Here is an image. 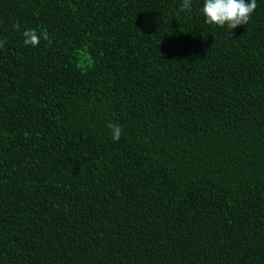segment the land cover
Segmentation results:
<instances>
[{
	"label": "trees",
	"instance_id": "16d2710c",
	"mask_svg": "<svg viewBox=\"0 0 264 264\" xmlns=\"http://www.w3.org/2000/svg\"><path fill=\"white\" fill-rule=\"evenodd\" d=\"M181 3L0 0V264H264V0Z\"/></svg>",
	"mask_w": 264,
	"mask_h": 264
},
{
	"label": "clouds",
	"instance_id": "9594fccd",
	"mask_svg": "<svg viewBox=\"0 0 264 264\" xmlns=\"http://www.w3.org/2000/svg\"><path fill=\"white\" fill-rule=\"evenodd\" d=\"M192 8V0H182L180 11H190ZM257 8V0H204L201 9L202 14L206 18L209 25L215 24L220 27L228 26L231 30L236 29L240 25H247L251 19L252 13ZM18 31L20 25L17 22L13 25ZM24 44L36 47L41 39L51 43V39L47 32H38L36 29L28 28L23 31ZM6 41L0 40V49L5 46ZM107 127L112 131L113 141L118 142L122 135V129L119 125L109 122Z\"/></svg>",
	"mask_w": 264,
	"mask_h": 264
}]
</instances>
